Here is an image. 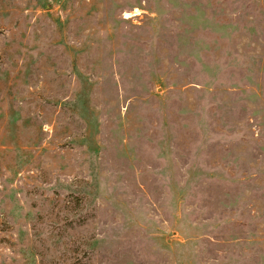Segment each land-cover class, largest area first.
I'll return each instance as SVG.
<instances>
[{"label": "rangeland", "instance_id": "1", "mask_svg": "<svg viewBox=\"0 0 264 264\" xmlns=\"http://www.w3.org/2000/svg\"><path fill=\"white\" fill-rule=\"evenodd\" d=\"M0 264H264V0H0Z\"/></svg>", "mask_w": 264, "mask_h": 264}]
</instances>
